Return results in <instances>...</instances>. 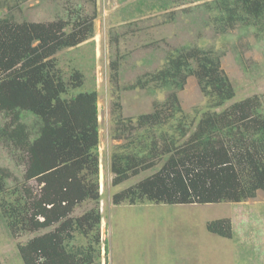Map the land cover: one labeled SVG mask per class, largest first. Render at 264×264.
Returning a JSON list of instances; mask_svg holds the SVG:
<instances>
[{
  "label": "trees",
  "instance_id": "16d2710c",
  "mask_svg": "<svg viewBox=\"0 0 264 264\" xmlns=\"http://www.w3.org/2000/svg\"><path fill=\"white\" fill-rule=\"evenodd\" d=\"M3 1L0 10L7 7ZM197 6L219 34L237 25L264 34V0H207ZM94 20L81 15L50 23H19L11 15L0 19V113L7 120L0 141L25 165L24 182L15 187L9 184L11 172L0 167V210L15 237L48 230L19 245L23 264H103L101 253L109 251L108 241L103 247L101 240L99 94L84 90L81 71L66 75L57 58L93 37ZM117 66L112 63L114 71ZM192 76L208 100L197 121L184 114L179 99ZM152 84L153 91L168 93L151 114L125 120L118 115L112 136L128 142L110 158L113 185L166 160L153 175L115 193V205L240 203L264 192L261 97L217 111L236 96L219 53L198 46L173 49L155 73L129 88ZM25 114L34 117L35 127L23 121ZM167 125L172 133L164 131ZM86 202L95 207L74 217ZM206 227L214 235L233 236L229 219Z\"/></svg>",
  "mask_w": 264,
  "mask_h": 264
},
{
  "label": "rangeland",
  "instance_id": "374dc122",
  "mask_svg": "<svg viewBox=\"0 0 264 264\" xmlns=\"http://www.w3.org/2000/svg\"><path fill=\"white\" fill-rule=\"evenodd\" d=\"M207 0H22L3 1L0 19L12 16L17 22L50 23L75 19L78 15L95 17L94 35L87 42L57 54L66 75L79 70L85 75L84 90L99 94V192L103 264H264V192L240 203L191 205H115L113 195L135 186L156 173L166 159L152 169L132 176L119 186L113 185L110 158L116 147L128 139H114L118 115L123 120L151 114L156 102L163 103L167 91L129 88L138 80H147L164 63L166 55L183 46L213 49L221 55V68L232 83L236 96L221 111L237 101L260 96L264 111V34L255 28L237 25L219 34L208 25V14L197 5ZM175 2L176 4H173ZM170 5V6H169ZM168 8L166 9V7ZM177 6V7H175ZM73 13V14H72ZM70 28H68L69 31ZM116 39H118L116 42ZM118 62L117 71L112 68ZM117 73V80H115ZM182 110L189 120L197 121L207 111L208 100L197 79L187 80L179 92ZM0 113V126L6 122ZM23 121L35 127V119L25 114ZM193 126H197L196 122ZM195 128V127H193ZM169 130V131H168ZM35 133L36 131L33 130ZM169 133L170 125L164 129ZM34 133V134H35ZM140 133L135 131V134ZM160 134V132H159ZM34 139L35 136H32ZM121 152V151H119ZM0 141V167L12 174L9 184L24 182L25 165ZM36 187V182H31ZM95 207L86 202L74 217ZM229 219L233 236L223 238L210 233L207 224ZM39 233L15 237L0 210V264H23L19 245ZM78 240L77 243H80Z\"/></svg>",
  "mask_w": 264,
  "mask_h": 264
}]
</instances>
